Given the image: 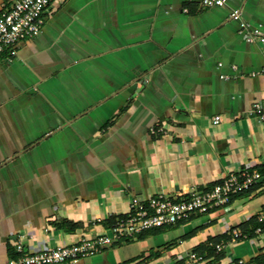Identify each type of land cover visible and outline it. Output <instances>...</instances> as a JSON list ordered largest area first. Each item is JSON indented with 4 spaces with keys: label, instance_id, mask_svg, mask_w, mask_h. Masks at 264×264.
Instances as JSON below:
<instances>
[{
    "label": "crops",
    "instance_id": "1",
    "mask_svg": "<svg viewBox=\"0 0 264 264\" xmlns=\"http://www.w3.org/2000/svg\"><path fill=\"white\" fill-rule=\"evenodd\" d=\"M200 1L58 0L0 62V264L17 258L19 239L27 252L72 244L126 216L133 197L262 167L264 118L247 111L264 100V41L240 24L264 36V0ZM262 210L264 179L75 264H174L192 251L264 264ZM235 227L248 237L231 241ZM219 242L214 260L205 245Z\"/></svg>",
    "mask_w": 264,
    "mask_h": 264
},
{
    "label": "built area",
    "instance_id": "2",
    "mask_svg": "<svg viewBox=\"0 0 264 264\" xmlns=\"http://www.w3.org/2000/svg\"><path fill=\"white\" fill-rule=\"evenodd\" d=\"M58 0H16L11 6L0 12V62L11 60L12 47L21 40L37 35L44 23V12L47 7ZM205 7L223 5L227 0H201ZM231 16L240 19V10L232 11ZM241 28L246 30L247 39L264 41L258 29L248 30L249 25L241 20ZM264 73V66L260 70ZM247 114L264 118V100H256ZM221 115L213 118V123L221 121ZM163 130L164 127L151 128L152 132ZM264 179V164L262 167L243 166L229 171L222 181L212 187L197 189L189 193H158L142 199L133 197L131 211L124 217L116 219L106 231L94 237H82L72 244H56L37 251L27 252L22 239L15 242L18 256L10 264H75L81 258L93 255L102 249L121 240L136 239L141 233L155 227L175 225L189 219L195 213H206L215 206L231 202L236 193L248 190ZM259 220L264 221V211L259 213ZM260 230V228H258ZM231 241H240L248 234L239 228L230 230ZM226 242L215 244L217 251L226 247ZM210 257L203 253L190 252L185 259H175L174 264H210ZM228 264H251L244 258L233 259Z\"/></svg>",
    "mask_w": 264,
    "mask_h": 264
},
{
    "label": "trees",
    "instance_id": "3",
    "mask_svg": "<svg viewBox=\"0 0 264 264\" xmlns=\"http://www.w3.org/2000/svg\"><path fill=\"white\" fill-rule=\"evenodd\" d=\"M142 235V233L140 234V235H138V237L139 236H141ZM215 242H216V240H215ZM214 245H212V246H208L207 244L205 245V246H207V254H209V255H214L215 257H214V260H217L218 258H220L221 257V255H222V251H217L216 250V248H215V244L216 243H213ZM200 253H203V251H201ZM205 253V252H204ZM138 264V263H137ZM211 264H213V263H211ZM257 264H262L261 262H258Z\"/></svg>",
    "mask_w": 264,
    "mask_h": 264
}]
</instances>
